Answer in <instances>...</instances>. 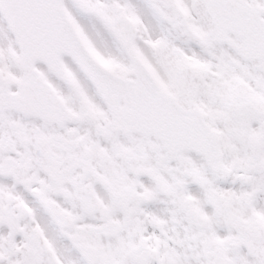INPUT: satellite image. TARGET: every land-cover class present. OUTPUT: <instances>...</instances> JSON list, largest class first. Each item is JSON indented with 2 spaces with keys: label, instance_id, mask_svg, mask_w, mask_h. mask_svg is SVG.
<instances>
[{
  "label": "snow or ice",
  "instance_id": "1",
  "mask_svg": "<svg viewBox=\"0 0 264 264\" xmlns=\"http://www.w3.org/2000/svg\"><path fill=\"white\" fill-rule=\"evenodd\" d=\"M0 264H264V0H0Z\"/></svg>",
  "mask_w": 264,
  "mask_h": 264
},
{
  "label": "flooded vegetation",
  "instance_id": "2",
  "mask_svg": "<svg viewBox=\"0 0 264 264\" xmlns=\"http://www.w3.org/2000/svg\"><path fill=\"white\" fill-rule=\"evenodd\" d=\"M109 68H110V70H112V71H117L118 69H119V65H114V64H108L107 65Z\"/></svg>",
  "mask_w": 264,
  "mask_h": 264
}]
</instances>
